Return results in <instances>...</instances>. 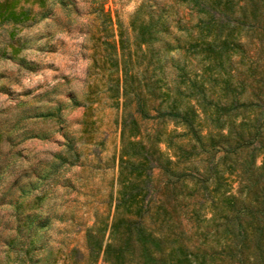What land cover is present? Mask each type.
<instances>
[{
    "label": "trees",
    "instance_id": "16d2710c",
    "mask_svg": "<svg viewBox=\"0 0 264 264\" xmlns=\"http://www.w3.org/2000/svg\"><path fill=\"white\" fill-rule=\"evenodd\" d=\"M181 1L201 15L177 42L182 62L160 56L169 25L143 4L112 45L123 110L113 213L86 264H264V0ZM143 120L174 128L150 133Z\"/></svg>",
    "mask_w": 264,
    "mask_h": 264
},
{
    "label": "rangeland",
    "instance_id": "374dc122",
    "mask_svg": "<svg viewBox=\"0 0 264 264\" xmlns=\"http://www.w3.org/2000/svg\"><path fill=\"white\" fill-rule=\"evenodd\" d=\"M141 4L168 22L160 56L182 62L201 15L181 0H0V264H86L106 242L123 113L112 45Z\"/></svg>",
    "mask_w": 264,
    "mask_h": 264
}]
</instances>
